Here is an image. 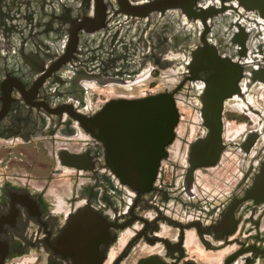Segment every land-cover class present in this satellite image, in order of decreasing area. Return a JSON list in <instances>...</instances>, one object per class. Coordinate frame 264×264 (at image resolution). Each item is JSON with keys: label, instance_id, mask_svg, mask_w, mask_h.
<instances>
[{"label": "flooded vegetation", "instance_id": "flooded-vegetation-1", "mask_svg": "<svg viewBox=\"0 0 264 264\" xmlns=\"http://www.w3.org/2000/svg\"><path fill=\"white\" fill-rule=\"evenodd\" d=\"M195 3L189 16L153 11L144 34L142 17L129 33L115 24L109 53L80 41L84 53L71 60L39 43L0 48V264H142L153 256L166 264H264V87L251 81L264 64V18L256 9L219 10V0ZM6 14L1 6L0 19ZM195 53L210 69L216 57L248 60L240 92L223 100L220 144L206 143L201 95L209 75L192 78ZM160 71L176 105L195 106L194 123L178 113L143 191L110 167L108 144L117 138L105 143L83 124L111 99L142 96L135 88L157 85ZM104 90L109 95L97 96ZM37 166L41 174L31 172ZM64 171L68 180L56 181ZM82 213L102 230L73 224Z\"/></svg>", "mask_w": 264, "mask_h": 264}, {"label": "water", "instance_id": "water-1", "mask_svg": "<svg viewBox=\"0 0 264 264\" xmlns=\"http://www.w3.org/2000/svg\"><path fill=\"white\" fill-rule=\"evenodd\" d=\"M195 1L0 0V8L3 6L12 11L11 15L4 16L7 20H2V17L0 19V48L6 51L7 43L17 46L16 48L29 47L30 42L36 47V43H39L45 49H51L52 56L60 51V54L65 55L63 60H71L72 57L76 58L77 54L84 53L83 49L77 48L80 41L85 45L88 42L92 43L96 51L105 50L109 53L118 44L112 35L117 31L112 30L115 24L119 27L124 26L125 33H129L133 18L142 17L145 23L142 30L144 34L150 22L145 19H150L153 11H158L162 15L170 9L178 8L181 13L189 16L194 9ZM118 5L121 7L118 8ZM232 6L239 8L240 16L244 12L256 9L259 16L264 18V0H219V10ZM28 10L31 11L32 16L26 17L25 12ZM118 13L124 14V18H121L123 21L118 19L120 16ZM244 32L246 30L240 25L237 34L239 47L246 44ZM122 40H125L130 47L133 46L131 37ZM32 54V51L29 52L28 59L33 58ZM47 54L45 53V56ZM50 57L47 56L46 60H50ZM213 62L217 65L214 70L202 62V55L195 53L192 54L188 66L194 79L205 77L204 73L209 75L204 93L201 95L203 101L201 110L210 128L206 138V143L209 145L220 144L223 100L234 92H240V80L248 60L238 58L231 61L230 58L216 57ZM251 72V81H256L259 87H263L264 64L259 63ZM149 73L145 78L150 75ZM177 122L176 102L172 92L165 90L134 98L111 99L91 118L90 122L83 125L105 143L109 135L117 138L108 144L112 171L122 181L144 191L149 189L155 177L163 147L171 141ZM108 126L117 128L116 132L109 131ZM148 150L153 152L152 157L147 155ZM259 177L262 179L258 183L264 184L263 167ZM86 214H79L72 223L77 225L86 222L92 229L98 232L102 230L103 223L91 215L87 217ZM142 264L166 263L153 256L143 259Z\"/></svg>", "mask_w": 264, "mask_h": 264}, {"label": "rangeland", "instance_id": "rangeland-1", "mask_svg": "<svg viewBox=\"0 0 264 264\" xmlns=\"http://www.w3.org/2000/svg\"><path fill=\"white\" fill-rule=\"evenodd\" d=\"M167 75L168 74H166L165 72L160 71V75L158 76V79H157V81H158L157 85L156 84H154V85L151 84V86H149V84H140L135 89H137L139 95H143V91L148 92L146 94L156 93V92H159V91H165V89L168 87L167 85L171 84L170 82L167 81V77H168ZM263 87H264V85H263ZM257 94H261V88L258 89ZM107 95H109V94L106 92V93H98L97 96H99L100 98H103V97H105ZM194 107L195 106L192 105L188 101H184L183 103L179 102V106H177V109H178L179 117H181V116L184 117L183 119H181L182 121L194 123L193 122V113L195 111ZM181 127H182V124L178 128H181ZM27 151L32 152L31 149H27ZM31 172L32 173L41 174L43 172V169H42L41 166L40 167L37 166L35 168L34 167L31 168ZM69 175H70V173H67V172L64 171L62 174H54L53 176H55V177H59L60 176V179H58L56 181H67L68 180L67 176H69ZM136 254L137 253H132V256L134 257V256H136Z\"/></svg>", "mask_w": 264, "mask_h": 264}]
</instances>
